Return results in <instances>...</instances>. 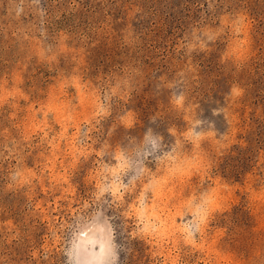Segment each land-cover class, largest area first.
<instances>
[{
  "label": "rangeland",
  "instance_id": "374dc122",
  "mask_svg": "<svg viewBox=\"0 0 264 264\" xmlns=\"http://www.w3.org/2000/svg\"><path fill=\"white\" fill-rule=\"evenodd\" d=\"M97 210L119 264H264V0H0V264H104Z\"/></svg>",
  "mask_w": 264,
  "mask_h": 264
},
{
  "label": "clouds",
  "instance_id": "9594fccd",
  "mask_svg": "<svg viewBox=\"0 0 264 264\" xmlns=\"http://www.w3.org/2000/svg\"><path fill=\"white\" fill-rule=\"evenodd\" d=\"M123 169H129L127 162L123 163L121 169H116V173H120ZM104 170H109L105 166ZM115 174V173H114ZM117 180H120V176L117 175ZM120 188H127L122 182L113 183L111 185H106L101 183L98 186V191L96 192V200L99 201L106 193L115 192ZM88 226L92 231L97 234L103 241L104 245L101 250L102 256L106 259L104 264H119V255L117 252L118 245L115 244V229L110 221V218L102 210H97L94 212L89 219H87ZM65 255L68 257L66 264H80L77 260V249L74 243H70L65 251Z\"/></svg>",
  "mask_w": 264,
  "mask_h": 264
}]
</instances>
